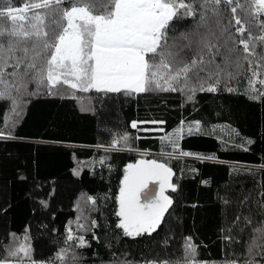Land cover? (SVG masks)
Instances as JSON below:
<instances>
[{"label": "trees", "instance_id": "16d2710c", "mask_svg": "<svg viewBox=\"0 0 264 264\" xmlns=\"http://www.w3.org/2000/svg\"><path fill=\"white\" fill-rule=\"evenodd\" d=\"M29 2L38 0H11V6ZM185 2L196 15L170 22L169 50L186 61L193 58L183 37L198 39L197 31H205L198 26L206 12L215 33L212 43L226 55L233 49L232 77L222 76L216 84L215 77L201 72V79L193 77L187 86L183 78L174 81L176 91H146L183 96L151 99L160 103L163 130H147L150 125L140 122L135 92H83L62 84L49 90L32 80L0 99V260L185 264L190 259L185 242L191 237L197 246L194 264H264V85L259 83L264 79V44L250 41L255 54L244 53L239 44L249 39V31L252 37L264 35L258 26L264 13L254 18L252 0H233L231 5L222 0L204 8L203 0ZM237 3L243 7L233 14ZM0 4L8 6L5 0ZM241 26L247 31L237 32ZM13 63L8 60L6 73L13 71ZM249 79L256 80L253 88ZM210 85L216 91L200 90ZM125 134L126 141L121 139ZM114 139L116 148L111 146ZM142 159L165 162L176 191L167 190L172 204L155 231L128 236L117 227V197L126 166ZM69 230L76 238L83 236L87 246L78 247V239L68 241ZM22 244L29 256H9ZM62 249L66 254L61 261L57 254Z\"/></svg>", "mask_w": 264, "mask_h": 264}, {"label": "snow or ice", "instance_id": "6c2138e0", "mask_svg": "<svg viewBox=\"0 0 264 264\" xmlns=\"http://www.w3.org/2000/svg\"><path fill=\"white\" fill-rule=\"evenodd\" d=\"M64 2L38 0L25 3L20 8L12 7L11 0H5L7 7L0 4V85L3 86L0 99L10 95L12 88L18 91L32 80L38 85H47L49 90L62 84L83 92L92 89L98 92L123 90L130 94L148 90L176 91L178 89L173 87L174 81L179 82L183 78L187 86L193 77L201 79V72L206 73L209 79L215 77L216 84L221 82L222 76L232 77L228 68L233 64V49H228L226 55L217 44L212 43L215 33L209 26L206 12L201 15L198 26L205 31H197L198 39L187 35L183 37L187 40L184 48L194 51L193 58L186 61L179 52L169 50L167 32L170 22L174 18L196 15L193 5L185 0H72L71 6L67 8L61 7ZM223 2L231 5L233 0ZM209 3L220 5L222 0H203L200 7L204 8ZM237 7L242 8L243 5L237 3L236 7H232L233 14L237 12ZM252 7L255 18L264 13V0H252ZM48 20L51 22L46 23ZM236 24H241L239 18H236ZM258 26L264 32V20H260ZM236 31L244 33L247 29L241 26ZM252 40L264 44V35L252 37L249 31V39H240L239 44L243 45L244 53L255 54V45L250 48ZM205 55L209 56L207 61ZM243 58L248 60V56ZM10 59L14 60L11 65L13 71L6 73L4 69L9 66ZM252 75L258 77L259 72L252 70ZM7 77L13 79L9 81ZM17 77L19 84L16 82ZM248 83L253 88L256 80L249 79ZM259 83L264 85V79L259 80ZM200 90L214 92L216 86L210 85L207 89L201 87ZM227 90L231 92L236 89ZM12 103L15 111V99ZM196 124L198 127L199 122ZM131 126L136 128V122ZM121 139L126 141L127 134ZM117 143L114 139L111 146L116 148ZM172 175L170 167L156 160L142 159L135 164H128L117 197V227L128 236L155 231L172 204L165 190L176 191V185L170 182ZM152 181L159 184L158 194L150 188ZM89 199L92 200L91 197ZM92 202L95 203L94 200ZM73 239H78V247L87 246L83 236L76 238L69 230L67 240ZM196 247L191 237L187 238L185 254L190 259L185 264H194L191 258L195 256ZM29 252L26 246L21 245L10 250L9 256L16 257L19 253L29 256ZM65 254L66 250L62 249L57 259L62 261ZM0 264L9 262L0 260ZM148 264L170 262L152 261Z\"/></svg>", "mask_w": 264, "mask_h": 264}, {"label": "rangeland", "instance_id": "374dc122", "mask_svg": "<svg viewBox=\"0 0 264 264\" xmlns=\"http://www.w3.org/2000/svg\"><path fill=\"white\" fill-rule=\"evenodd\" d=\"M69 1V0H65ZM15 8V7H14ZM20 8V7H17ZM17 84L20 83L19 80H16ZM21 89V87L19 88ZM16 88H12L10 91H14ZM137 97V104L141 107V123L150 125L147 130H155L160 131L163 130L162 124L163 121L160 119L162 116V111L159 108V102L151 101L153 97H161V98H183L181 93H167V92H159V93H148V92H141L135 93ZM171 104H178V103H171ZM188 130L190 126H183L182 129ZM136 152H140L136 150ZM163 155V154H162ZM23 245V244H22ZM9 264H17L16 262L7 261ZM20 264H32V262H21ZM44 264V263H43Z\"/></svg>", "mask_w": 264, "mask_h": 264}, {"label": "water", "instance_id": "95a60500", "mask_svg": "<svg viewBox=\"0 0 264 264\" xmlns=\"http://www.w3.org/2000/svg\"><path fill=\"white\" fill-rule=\"evenodd\" d=\"M152 160H155V159H152ZM156 161H158V162H160V163H164V164H166L165 162H163V161H161V160H156ZM166 166L169 167L167 164H166ZM173 178H174V174H173L172 177H171V181H170L171 183H173ZM150 188L152 189L153 192H156V193L158 194L159 184H158L157 181H152V182L150 183ZM167 190H170V189H166V190H165V194H166V195H168ZM168 196H169V195H168ZM169 197H170V196H169ZM142 202H143V200H142Z\"/></svg>", "mask_w": 264, "mask_h": 264}]
</instances>
